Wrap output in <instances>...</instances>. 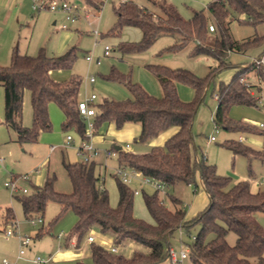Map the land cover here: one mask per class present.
I'll use <instances>...</instances> for the list:
<instances>
[{
  "label": "trees",
  "instance_id": "16d2710c",
  "mask_svg": "<svg viewBox=\"0 0 264 264\" xmlns=\"http://www.w3.org/2000/svg\"><path fill=\"white\" fill-rule=\"evenodd\" d=\"M85 5L95 3L83 0ZM155 5H157L154 2ZM158 10L140 6L133 0H124L113 6L117 22L110 34L119 35L124 26H136L142 31L138 43L121 42L122 53L146 51L158 38L174 36V48L184 49L193 43L192 56L208 55L218 65L205 78L198 77L187 69H172L165 65H150L160 82L161 97L150 95L142 86L133 82L129 75L112 67L105 79L123 84L132 97L116 100L108 97L92 103L95 114L92 135L98 133L104 123H113L121 129L126 123H139L141 132L137 141L150 142L163 132L177 127L163 145L153 146L149 152L134 153L114 145L120 167L139 171L146 178L161 183L165 188L179 182L195 184L198 179L209 196V204L192 220L186 219V207L181 200L170 196L174 208H169L157 189L145 194V204L155 219L148 223L134 215V191L118 179L119 202L110 204L108 190L98 174V165L83 160L63 162L72 184L71 192L56 189V174L48 175L42 186L31 183L32 188L22 196H16L26 218L44 215L49 202H56L60 212L56 221L67 211L77 217V223L68 237L67 244L75 239L79 248L94 229L112 238L113 246L119 247L132 242L143 250H135L129 257L113 252L96 241L90 242V256L94 264H160L170 258V237L181 227L201 224L199 233L190 245V260L194 264H264V227L256 214L264 213V190L253 192L247 180L231 184V179L216 172L214 165L199 156L192 132V124L198 106L203 100L210 79L219 71L229 68L227 58L231 52L245 53L264 40V36L238 41L233 38L230 25L233 21L254 27L264 23V0H211L207 5L216 26L204 10L195 11L189 19L183 17L178 8L161 0ZM100 8V7H99ZM213 24L214 31L209 26ZM219 30L214 44H206L210 33ZM264 57V54L263 56ZM260 57V58H262ZM76 60L75 47L65 54L51 56L41 47L38 54L30 55L13 47L8 65L0 64V85L5 89V120L7 127L17 133L18 142H37L41 132L52 130L49 105L55 103L64 114V131L75 130L82 141L90 139L88 121L78 109L82 79L78 76L67 81L55 80L51 72L58 68H72ZM255 73L258 82L242 81L244 75ZM190 85L196 92L193 101L181 99L177 83ZM264 88V63L252 62L240 69L227 84L219 87L216 125L232 130H255L244 122H235L228 117L233 105L259 106L260 97L252 93ZM25 91L30 92L33 122L25 126L21 117ZM262 130V129H261ZM264 131V130H263ZM243 141H228L226 146L235 153L259 156L260 151L245 146ZM111 151V152H113ZM256 153V154H255ZM259 153V154H258ZM6 218L15 219L11 207L6 208ZM229 231L237 234L234 245L227 240ZM48 232L40 230L38 237ZM215 237L206 241L208 233ZM76 264H88L78 261Z\"/></svg>",
  "mask_w": 264,
  "mask_h": 264
},
{
  "label": "rangeland",
  "instance_id": "374dc122",
  "mask_svg": "<svg viewBox=\"0 0 264 264\" xmlns=\"http://www.w3.org/2000/svg\"><path fill=\"white\" fill-rule=\"evenodd\" d=\"M77 6L86 7L89 10V17L82 15L74 22L68 23L66 14L60 11L41 10L33 11L31 0L21 3L22 14L18 20L15 17L14 43L21 53L36 55L41 47L51 56H60L65 54L70 48L75 47L76 60L72 68H58L52 73L57 81H67L71 77L78 76L82 79L80 98L87 99L92 93H96L99 99L108 97L116 100H126L132 97L129 90L121 83L105 79L112 67L120 72L130 76L133 82L142 86L150 95L161 97L163 94L159 80L150 65H165L172 69H187L195 73L200 78H205L218 65L215 58L208 55L192 56L191 49L193 43L184 49H175L176 39L174 36H162L158 38L146 51L140 53H122L119 49L121 42L138 43L142 40V31L136 26L126 25L121 34H110L117 22V16L113 6L121 0H93L95 3L85 5L83 0H67ZM124 1V0H123ZM128 1V0H126ZM139 5L148 6V0H133ZM155 11L158 10V3L161 0H150ZM174 4L181 15L187 19L191 18L194 11L204 10L210 17L211 22L216 26L213 16L206 9L208 0H168ZM154 2L157 4L155 5ZM100 7V8H99ZM194 10V11H193ZM64 28V25H67ZM217 27V26H216ZM94 30L100 32L96 36ZM230 31L234 39L243 41L254 36H264V23L254 27L250 24L233 21L230 25ZM11 33V32H10ZM13 35V34H12ZM219 35L218 28L210 33L206 44L212 46L216 36ZM106 44L112 47L111 55L104 56L103 49ZM11 53L6 55L5 59L0 60V64L8 65L11 60ZM264 54V40L257 46L248 49L245 53L231 52L227 58L230 67L216 73L209 81L205 90L203 100L198 106L193 124L192 132L197 147L196 153L203 156L209 164L214 165L216 172L222 176L229 177L231 184L241 180H247L257 192L264 190V131L260 124L264 123V88L261 91L253 90L252 93L260 101V105L246 106L233 105L228 117L235 122H244L255 130H232L225 129L215 123V114L217 110V97L219 87L231 81L235 73L241 66L251 64L255 59ZM87 55H93L95 59L101 58V64L95 61H88ZM95 75L96 82L90 83L89 76ZM242 81L247 83H257L258 79L255 73L244 75ZM178 93L182 100L191 102L196 97L195 90L183 82L177 83ZM55 105L54 111H51L52 130L41 132L37 142H18L17 133L4 123L5 120V89L0 85V264L4 259L9 264H37L35 259L40 256L47 259L52 256L56 249L66 248L68 237L77 223V217L72 211L65 212L54 221L60 212V206L56 202H49L44 215H34L32 218H26L23 208L16 196L24 195L23 192H11L6 186L15 176L26 175L29 181L21 182L22 186H27L30 190L31 183L36 186H42L46 180L47 174H56V187L60 191L72 190L71 181L66 173L63 162H75L82 160L79 154L81 137L75 130L64 131L62 124L64 114L61 109ZM25 126H31L33 122V109L29 91H25L23 99V113L21 117ZM122 129V128H121ZM121 129H117L121 131ZM104 133V132H102ZM164 133V132H163ZM67 135H71L73 140L71 144L67 143ZM161 135V134H160ZM159 135V136H160ZM139 134L122 133L119 137L104 133L103 136H91L89 141L94 142L99 153L95 156L100 165L97 168L98 174L104 187L108 190L110 204L116 207L119 202L118 179L122 176L118 173L120 168L118 157L113 154L108 155V150L118 145L127 149V144L131 145V151L134 153L149 152L153 145L152 142L137 141ZM214 137V140H212ZM240 137L245 138L242 142L254 150L260 151L259 156L243 155L235 153L226 146L228 141H239ZM115 139V140H114ZM47 143V144H45ZM54 150V151H53ZM79 154V155H78ZM256 154V153H255ZM259 154V153H258ZM129 181L126 183L134 192V215L148 223L155 224V219L149 212L144 195L152 194L157 189L146 177L139 171L127 170ZM165 204L169 208H174L170 201V196H175L181 200L186 207V219L192 220L209 204V196L202 188L198 179V186L195 184H186L184 182L176 183L165 190V193L159 191ZM7 207H11L15 214V219L5 217ZM259 223L264 227V213L256 214ZM42 219V223L34 224L32 220ZM44 232L38 237L40 230ZM201 229L200 223H195L190 227H181L170 237L169 244L178 254V261L172 259L160 264H194L190 257L181 259L182 250L186 249L194 242V237ZM8 230L15 231L16 234L8 237ZM96 236V242L109 248L113 246L112 238L94 229L91 232ZM19 234L23 237L30 236L31 245L26 247V253L22 258H18L20 250ZM215 237L213 232L206 236V241ZM86 239L81 244L82 251L87 253L82 261L88 264H94L90 256L89 245H86ZM227 240L234 245L237 240V234L229 231ZM120 252L127 257L131 256L135 250H143L132 242L117 247ZM52 254V255H51ZM77 261L66 264H76ZM136 264H144L138 262Z\"/></svg>",
  "mask_w": 264,
  "mask_h": 264
},
{
  "label": "built area",
  "instance_id": "2783aa9c",
  "mask_svg": "<svg viewBox=\"0 0 264 264\" xmlns=\"http://www.w3.org/2000/svg\"><path fill=\"white\" fill-rule=\"evenodd\" d=\"M31 7L33 11H41V10L47 9L53 12H56V11L64 12L66 14V20L68 21V23L76 21L77 19L82 17V15H85L86 18H88L90 15L89 10L86 7L82 8L71 2H68L67 0H31ZM67 27H68V24L64 25V28H67ZM209 28L211 31L215 30V27L213 24H211ZM94 33L96 36L100 35V32H98L97 30H94ZM111 51H112V47L109 44H106L103 49L104 56H110ZM86 59L90 62L95 61L97 64H101L100 57L95 59L93 55H87ZM254 62H256L257 64L264 63V57L257 58L254 60ZM89 79L92 83L96 81L95 75H90ZM216 97H218V95H216ZM97 99H98V95L96 93H92L90 97H88L87 99H80V101L78 102V109H79L80 114L84 118H86L88 121L90 138L91 136H93L92 135L93 123L91 121V118L95 114V107L92 105V103L96 101ZM260 128L264 130V123L260 124ZM72 140L73 138L71 137V135H67V143L71 144ZM212 140H214V137H212ZM244 140L245 138L240 137V141H244ZM129 148H130V145L127 144V149ZM98 153H99V150L93 144L92 141L87 140V141L81 142L79 146V154L81 155L83 161L85 162L93 161L95 159V156L98 155ZM109 154L116 155V152L115 151L109 152ZM127 170L128 168H124V167H120L118 169V173L122 176V180L125 183L129 181V173ZM133 171L135 172L136 170H133ZM28 179L29 177L26 175H18V176H15L10 182H7L6 186L10 188L11 192L13 193H17L18 191H21L23 193H28L30 191L29 188L27 186L21 185V182L23 181L28 182L29 181ZM146 180L150 182L152 185H154L156 189H160L162 192L165 193L166 188L161 183L153 181L149 178H146ZM135 193H138V191H135ZM32 222L34 224L42 223V219L32 220ZM14 234H16V232L12 230H8L6 232V235L8 237L13 236ZM19 239H20V250H19L18 258H22L24 254L26 253V247H29L31 245L32 239L30 236L23 237L20 234H19ZM87 241L88 242L95 241V236L90 235L87 238ZM111 250L113 252L118 251L117 247H112ZM190 251H191L190 246L182 250L181 255H180L181 259L187 258L190 255ZM178 257H179L178 254L173 250V248H170V258L172 259V261L177 262ZM35 262H37V264H46L48 262V259H44L38 256L35 259ZM2 264H9V261L7 259H4Z\"/></svg>",
  "mask_w": 264,
  "mask_h": 264
},
{
  "label": "crops",
  "instance_id": "0c3cea01",
  "mask_svg": "<svg viewBox=\"0 0 264 264\" xmlns=\"http://www.w3.org/2000/svg\"><path fill=\"white\" fill-rule=\"evenodd\" d=\"M121 1H123V0H121ZM121 1H119V2H121ZM208 1L210 2L211 0H208ZM22 2H28V0H0V60L1 61H2V59H5L6 55H8V53H10V51L13 50L14 32L12 31V29L15 26V24H14L15 17H17L19 20L20 14H22V12H23L21 9V3ZM148 2H149L148 6H146V5H140V6H143V7L145 6V7H148L150 9L154 10V8H152L153 7L152 2L150 0H148ZM206 9H207V7H206ZM195 11H197V10H195ZM25 54H27V53H25ZM53 71L51 72V75H52ZM52 77H53V75H52ZM88 80L90 83H92L90 81V79H88ZM50 106H51V111L53 112L54 108H56V107H54L55 105H49V111H50ZM177 129H178L177 127H173L171 129L165 131L155 141L152 142V145L153 146L163 145L164 142L173 133H175L177 131ZM102 132H104L106 134H111L112 136H116V138L119 137L122 133H126V134L129 133V134H131V136H133L136 134H140L141 125L139 123H132V122L126 123L125 126L121 129V131H119V130H117L116 126L113 123H104L101 126V128L99 129L98 133L93 135V137L94 136H97V137L103 136L104 133H102ZM81 142H82V140H81ZM45 144H47V143H45ZM93 144H94V142H93ZM126 150L131 151V145H130V148L126 149ZM109 152H111V151L108 150V155H109ZM94 162L98 166L100 165V163H98L96 159H94ZM48 175H50V174H47L46 178L48 177ZM56 189H57V187H56ZM251 190L253 192H256L252 186H251ZM58 191H60V190H58ZM71 191L72 190H69V191L65 190V191H61V192H71ZM5 217H6V211H5ZM91 235H93V234H91ZM93 236H95V235H93ZM95 241H96V236H95ZM74 242H75V239H72L71 243L66 244L67 245L66 248L60 247V248L56 249L54 254L53 255L51 254L52 256H49L47 258L48 262L46 264H66V263H72L73 261H77V262L82 261L84 256H87V253L84 250L82 251V249L80 248L81 246L79 248H76L74 245ZM89 244H90V242H88L86 239V245H89Z\"/></svg>",
  "mask_w": 264,
  "mask_h": 264
}]
</instances>
